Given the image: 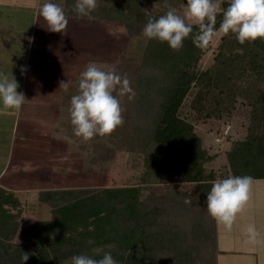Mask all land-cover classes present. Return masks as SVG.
Returning a JSON list of instances; mask_svg holds the SVG:
<instances>
[{"label":"trees","instance_id":"16d2710c","mask_svg":"<svg viewBox=\"0 0 264 264\" xmlns=\"http://www.w3.org/2000/svg\"><path fill=\"white\" fill-rule=\"evenodd\" d=\"M55 2L67 17H80L73 10L76 0ZM186 3L167 0L178 14ZM229 3L222 0V11ZM167 11L165 0H112L98 2L91 16L145 26L149 17L158 19ZM192 27L179 52L148 39L143 56L117 73L127 76L136 95L131 101L119 97L125 122L111 137L141 160L136 183L41 190L42 207L55 215L27 226L21 224V200L0 185V264H24L25 253V264H65L75 255L98 260L105 252L117 264H217L215 220L206 204L212 182L264 178V40L241 45L235 34H222L211 63L202 67L209 49L195 47L198 26ZM240 115L247 127L235 138L232 120ZM216 120H224L222 135L229 126L224 137L232 140L221 170L209 167L222 155L210 153L203 136ZM177 183L191 188L183 191Z\"/></svg>","mask_w":264,"mask_h":264},{"label":"rangeland","instance_id":"374dc122","mask_svg":"<svg viewBox=\"0 0 264 264\" xmlns=\"http://www.w3.org/2000/svg\"><path fill=\"white\" fill-rule=\"evenodd\" d=\"M55 1L0 0V72L10 79L12 74L20 85L17 91L29 101L19 111L3 109L0 102V185L21 200V224L25 226L51 220L55 215L42 207L41 190L133 185L142 169L141 160L121 150L111 135L97 136L89 142L76 137L69 107L87 64L95 63L117 74L129 61L143 56L148 41L144 26L67 17V34L51 32L39 13L43 4H57ZM221 35L218 31L207 47L202 67L211 63ZM67 79L73 84L65 92L59 89V82ZM120 103L124 119L125 107ZM232 123L230 132L235 138L243 137L247 127L244 115L233 118ZM223 125L224 120L213 121L203 133L205 143L211 146L209 152L222 155L209 164L214 170L223 169L224 153L232 144L224 137L229 126L223 135L220 133ZM24 162H31V166L21 167ZM177 186L183 191L191 188L186 183ZM151 243L147 242L148 249ZM237 259L232 263H239ZM69 263L71 260L65 264Z\"/></svg>","mask_w":264,"mask_h":264},{"label":"clouds","instance_id":"9594fccd","mask_svg":"<svg viewBox=\"0 0 264 264\" xmlns=\"http://www.w3.org/2000/svg\"><path fill=\"white\" fill-rule=\"evenodd\" d=\"M222 0H187L183 15L177 9L167 4L168 11L158 19L149 17L143 28V35L148 39L166 42L169 47L179 52L183 42L193 32L192 25L198 26V32L192 37V42L199 49H206L217 35V15L221 13ZM98 7V0H76L74 11L80 17L92 19L91 13ZM39 16L46 21L48 30L67 34L69 20L64 9L48 2L41 6ZM191 22V23H188ZM219 33L235 34L239 44L264 40V0H230L229 6L222 11V21ZM23 72L24 69L22 68ZM73 81L67 79L59 82V89L67 92ZM11 74L0 72V102L3 109L19 111L29 102ZM116 93L117 95H114ZM127 76L121 77L113 71H104L95 63H89L80 73L78 93L71 97L69 113L73 134L89 142L93 138L110 136L118 127L123 126L122 107L117 97L127 96L129 101L135 97ZM31 162H24L21 167H30ZM253 184L251 176H229L212 182L207 195V212L219 224L231 229L236 216L240 213L250 198ZM249 239L255 241L258 232L254 225L247 229ZM69 232L65 234V239ZM89 244L92 240L88 241ZM29 255L25 253V262ZM71 264H117L110 252H105L101 259L87 255H75Z\"/></svg>","mask_w":264,"mask_h":264},{"label":"crops","instance_id":"0c3cea01","mask_svg":"<svg viewBox=\"0 0 264 264\" xmlns=\"http://www.w3.org/2000/svg\"><path fill=\"white\" fill-rule=\"evenodd\" d=\"M250 225L258 232L255 241L249 239ZM215 226L217 264H264V178H253L250 198L230 230L216 221ZM236 257L239 263H232Z\"/></svg>","mask_w":264,"mask_h":264},{"label":"built area","instance_id":"2783aa9c","mask_svg":"<svg viewBox=\"0 0 264 264\" xmlns=\"http://www.w3.org/2000/svg\"><path fill=\"white\" fill-rule=\"evenodd\" d=\"M228 131H229V127L226 129V131H225V135L228 134Z\"/></svg>","mask_w":264,"mask_h":264}]
</instances>
